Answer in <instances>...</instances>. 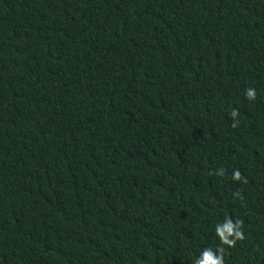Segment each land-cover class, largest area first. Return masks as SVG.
<instances>
[{
	"label": "trees",
	"instance_id": "1",
	"mask_svg": "<svg viewBox=\"0 0 264 264\" xmlns=\"http://www.w3.org/2000/svg\"><path fill=\"white\" fill-rule=\"evenodd\" d=\"M206 250L264 264V0H0V264Z\"/></svg>",
	"mask_w": 264,
	"mask_h": 264
},
{
	"label": "clouds",
	"instance_id": "2",
	"mask_svg": "<svg viewBox=\"0 0 264 264\" xmlns=\"http://www.w3.org/2000/svg\"><path fill=\"white\" fill-rule=\"evenodd\" d=\"M255 90L249 88L246 92V97L250 100L255 99ZM236 178L239 177V173H235ZM198 264H223L222 258L213 256L211 250H206L202 253V259L198 261Z\"/></svg>",
	"mask_w": 264,
	"mask_h": 264
}]
</instances>
